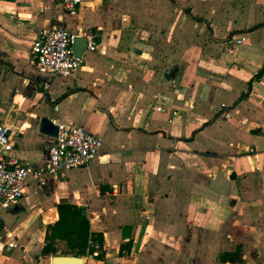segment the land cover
Returning a JSON list of instances; mask_svg holds the SVG:
<instances>
[{"label": "crops", "instance_id": "1", "mask_svg": "<svg viewBox=\"0 0 264 264\" xmlns=\"http://www.w3.org/2000/svg\"><path fill=\"white\" fill-rule=\"evenodd\" d=\"M53 28L99 33L71 77L33 64ZM263 66L264 0H82L76 16L59 0H0L10 156L45 167L61 123L102 143L86 166L29 176L0 210V264H51L61 202L102 236V258L83 264H264Z\"/></svg>", "mask_w": 264, "mask_h": 264}, {"label": "built area", "instance_id": "2", "mask_svg": "<svg viewBox=\"0 0 264 264\" xmlns=\"http://www.w3.org/2000/svg\"><path fill=\"white\" fill-rule=\"evenodd\" d=\"M82 0H59L61 10L69 16H76ZM97 30H79L71 33L65 28H53L38 34L31 47V58L38 72L50 76L71 77L82 61L74 53L76 39H84L85 51H97ZM242 40H237L240 44ZM101 140L82 127L69 123L56 126L53 144L48 151V163L45 167H31L19 159L10 156L13 143L7 129L0 124V210L12 207L24 195L25 182L32 176L39 182L47 177L64 171L86 166L97 158L101 148ZM15 248V242L8 244ZM90 258L101 256V242L88 241Z\"/></svg>", "mask_w": 264, "mask_h": 264}, {"label": "trees", "instance_id": "3", "mask_svg": "<svg viewBox=\"0 0 264 264\" xmlns=\"http://www.w3.org/2000/svg\"><path fill=\"white\" fill-rule=\"evenodd\" d=\"M263 71L264 66L255 78H259ZM56 208L58 219L47 227L41 256H55L60 251L57 246L58 242L64 245V249L61 250L62 255H75L76 257H84L89 254V239L103 244L101 235L90 232L89 221L83 207L61 202ZM100 258L102 256L97 259ZM220 260L224 263H233L237 259L234 254L229 253L221 255Z\"/></svg>", "mask_w": 264, "mask_h": 264}, {"label": "water", "instance_id": "4", "mask_svg": "<svg viewBox=\"0 0 264 264\" xmlns=\"http://www.w3.org/2000/svg\"><path fill=\"white\" fill-rule=\"evenodd\" d=\"M85 48H86L85 40L76 39L75 45H74L75 56L80 57L81 53L83 52ZM44 122H48V121L46 120ZM83 262H84V259L82 257L62 255L60 253L51 257V264H83Z\"/></svg>", "mask_w": 264, "mask_h": 264}, {"label": "rangeland", "instance_id": "5", "mask_svg": "<svg viewBox=\"0 0 264 264\" xmlns=\"http://www.w3.org/2000/svg\"><path fill=\"white\" fill-rule=\"evenodd\" d=\"M63 246V248H64V245H62ZM70 256H75V255H70Z\"/></svg>", "mask_w": 264, "mask_h": 264}]
</instances>
